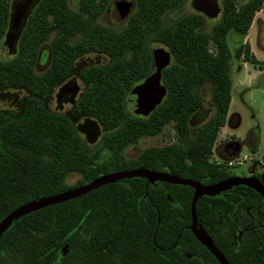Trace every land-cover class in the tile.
Listing matches in <instances>:
<instances>
[{
	"label": "trees",
	"instance_id": "trees-1",
	"mask_svg": "<svg viewBox=\"0 0 264 264\" xmlns=\"http://www.w3.org/2000/svg\"><path fill=\"white\" fill-rule=\"evenodd\" d=\"M109 0H40L21 30L14 55L0 60V93L25 89L29 96L17 119L0 112V222L21 205L81 187L120 171L147 169L211 185L233 177L228 167L209 161L225 125L231 101L232 58L257 64L243 45L264 0H221L210 30L193 12L176 17L188 0H134L135 10L121 30L97 22ZM11 0H0V43L8 29ZM235 39L236 49H229ZM49 42L48 68L34 71L41 45ZM170 54L161 71L165 96L147 116L127 106L129 92L153 72L152 44ZM88 53L108 63L88 66L76 110L103 133L89 148L71 121L49 111L50 90L70 76L73 62ZM264 65V63H263ZM210 88L212 112L192 132L199 91ZM171 125L176 142L142 150L131 160L123 151ZM108 150L110 158L98 161ZM70 173L82 179L65 184ZM193 189L130 178L101 186L78 198L39 209L15 220L0 236V264H219L189 230ZM197 225L227 264H264V199L236 186L195 206ZM242 230L238 242L234 232Z\"/></svg>",
	"mask_w": 264,
	"mask_h": 264
},
{
	"label": "rangeland",
	"instance_id": "rangeland-1",
	"mask_svg": "<svg viewBox=\"0 0 264 264\" xmlns=\"http://www.w3.org/2000/svg\"><path fill=\"white\" fill-rule=\"evenodd\" d=\"M133 3V7L129 12V15L134 10V0H127ZM247 0H235L237 5L245 3ZM191 0H188L184 7L175 12L172 17L179 16L184 13L195 12L190 6ZM220 10L222 8L221 0H217ZM70 6L75 7V0H70ZM114 7L110 11L113 22L109 21V13H104L99 22L107 27L115 30H120L125 26L126 19L120 23L116 22V12ZM219 16V15H218ZM218 18V17H217ZM216 19H208L205 24V30H210ZM115 20V21H114ZM0 44V60H8L13 56L10 53L6 44ZM235 39H230L229 49L233 54L237 45ZM243 45H247L249 49V55H252L257 64H251L244 62L243 58L236 60L232 58L231 62V101L229 104L228 114L234 116L233 121L237 120V125L233 129H229L226 125L220 129L218 137L232 136L240 145V151L238 155L231 159L233 166L228 168V171L232 176L237 177H257L264 184V13L262 11L255 14L251 26L244 37ZM162 48L167 51L165 47L159 44H152L151 49ZM49 44L44 43L41 46L38 61L35 66V73H42L49 65ZM108 63V58L99 53H88L77 58L71 68L69 83L70 86L77 87L78 93L75 97V103L81 95L84 89V85L80 79L82 70L88 66H101ZM61 85L53 87L48 93L44 103L45 107L54 113H58L67 117L75 129L78 126L84 125L86 116L78 112L74 105H70L65 102L58 103V95L60 94ZM201 106L205 109L210 107V88L204 86L199 91ZM29 96V93L22 88H11L0 93V112H2L9 119H17L20 117L25 100ZM132 112L131 110H129ZM134 113V112H132ZM135 114V113H134ZM145 117V115H141ZM233 122V123H234ZM97 125V131L102 135L103 129L100 125ZM200 125V122L196 125H191L192 132ZM80 138H82L89 148H94L99 140L97 139L91 143L87 141L86 135L83 132L78 131ZM176 142V136L172 130L171 125H166L162 132L154 137H144L140 139L136 144L128 146L123 151V157L126 160L136 158L139 153L150 147H165ZM110 158V152L104 150L98 161L107 160ZM245 158V159H244ZM211 163L223 162L212 153L209 157ZM82 179L81 175L77 173H70L65 178V184L67 186H73ZM259 228L264 232V220L260 219ZM242 230L234 232L233 239L238 242Z\"/></svg>",
	"mask_w": 264,
	"mask_h": 264
},
{
	"label": "water",
	"instance_id": "water-1",
	"mask_svg": "<svg viewBox=\"0 0 264 264\" xmlns=\"http://www.w3.org/2000/svg\"><path fill=\"white\" fill-rule=\"evenodd\" d=\"M27 4L28 0H25L19 7L18 12L14 16H11L10 25L13 30L18 29L21 17ZM190 6L195 12L203 15L207 19H216L220 13V7L217 0H191ZM124 9L126 8L124 7ZM13 37L15 38L16 36ZM11 40V38L7 39L9 52L12 51ZM152 58L155 69L154 73L143 83L136 85L127 96V106L129 110L137 115L147 116L158 104H160L165 96L166 91L164 86L160 83V78L161 71L170 63V54L162 48H157L152 50ZM75 94L76 90H73L72 95L74 96ZM130 178H144L150 184L163 182L172 185L191 187L193 189V195L191 200V224L189 226V230L194 238L216 258L219 264H227V261L221 252L215 247L213 241L207 236L202 228L197 225L195 215L197 200L202 196H217L220 193L236 186H245L250 188L259 194L262 199H264V184L257 177L233 176L211 185H203L190 179L179 178L167 173L155 172L147 169H134L102 175L81 187H77L51 197L25 203L9 213L0 222V236L15 220L24 215L86 195L101 186Z\"/></svg>",
	"mask_w": 264,
	"mask_h": 264
},
{
	"label": "flooded vegetation",
	"instance_id": "flooded-vegetation-1",
	"mask_svg": "<svg viewBox=\"0 0 264 264\" xmlns=\"http://www.w3.org/2000/svg\"><path fill=\"white\" fill-rule=\"evenodd\" d=\"M24 1L25 0H11V2H10L9 24H8V29H7V32L5 34V37L3 38L4 39L3 44L7 45V39H9V38L12 39L11 40L12 41V51L10 53H13V55H14V53L16 51V44H17V40H18L19 34H20L21 30L23 29V26L25 25V22L28 19L29 15L35 9V7L37 6V4L39 3L40 0H28V4H27L26 8L24 9L23 15L21 17V20H20V23H19V27H18L17 30H13L12 26L10 25V18H11V16H14L18 12L19 7L24 3ZM68 6L71 9L75 10L77 8V0H75V7L74 8H72L70 6V0H68ZM112 7L116 8L115 9L116 22L120 23V22H122V21H124L126 19V23H127L128 18L131 16V14L135 10V1H134V10L129 15V12H130V10L133 7V3H131L129 1H127V0H109L107 5L105 6L103 12L97 18V22L98 23H100L98 21L99 18L104 13H109L112 10ZM124 7L126 9H124ZM112 11L114 12V10H112ZM109 17H110L109 21L113 22V19L111 18V13H109ZM126 23H125V25H126ZM101 25H103V24H101ZM103 26H105V25H103ZM105 27H107V26H105ZM108 28H110V27H108ZM110 29L115 30L113 28H110ZM13 36H16V37L14 38ZM45 43L49 44V42H45ZM0 44H2V42ZM40 49H41V47H40ZM40 49L38 51L37 61H38V58H39ZM8 50H9V48H8ZM49 50H50V46H49ZM152 50H154V49H151V52H152ZM152 62H153V58H152ZM49 63H50V54H49ZM153 68H154V66H153ZM34 71H35V68H34ZM154 71H155V69H154ZM68 79L65 80L64 82L58 84V85L62 86L61 89H60V94L58 95V103L60 104L61 102H65V103H68L70 105H74L75 104V106H76L75 97H76V95L78 93V88L77 87L75 88L73 86L69 87L71 83H69ZM143 82H141V83H143ZM160 83H161V78H160ZM73 90L74 91L76 90V94L74 96L72 95V91ZM81 94H82V92H81ZM211 112H212L211 103H210V107H208L207 109L203 108L200 105V107L197 110V112H195L192 115V117L190 118V121H189L190 126L191 125L194 126V125H196L199 122H200V125L203 124L209 118V116L211 115ZM233 118H234V116H232V119ZM96 124H97L96 121H94V120H92L90 118H86L84 125L78 126V129H76V130H78L80 132H83L86 135L87 141H90L91 143H93L97 139V137H99V135L101 136V134L97 131V125ZM216 141H217V139H216ZM215 144H216V142H215ZM215 144H214L212 153L217 157V159L221 160L223 162V164H220V163H216V164L213 163V164L222 165V166L228 167L226 164H227V162L231 161V159L230 160H226V159L231 158L233 155H236V154L238 155V153L240 151L239 143L232 136H230V137L226 136L225 139L222 142H218L216 145ZM231 167H228V168H231Z\"/></svg>",
	"mask_w": 264,
	"mask_h": 264
},
{
	"label": "crops",
	"instance_id": "crops-1",
	"mask_svg": "<svg viewBox=\"0 0 264 264\" xmlns=\"http://www.w3.org/2000/svg\"><path fill=\"white\" fill-rule=\"evenodd\" d=\"M235 118V117H234ZM234 121H233V119H232V116H230L228 113H227V116H226V120H225V125L231 130V129H233L234 127H236V125H237V120L233 123ZM224 125V126H225ZM222 129V128H221ZM227 136H229V134H227ZM225 139V137H217V141H216V144L218 143V142H222L223 140ZM215 144V145H216ZM237 156V154L236 155H233L231 158H228V159H226V160H230V159H232L233 157H236ZM245 159V158H244Z\"/></svg>",
	"mask_w": 264,
	"mask_h": 264
},
{
	"label": "built area",
	"instance_id": "built-area-1",
	"mask_svg": "<svg viewBox=\"0 0 264 264\" xmlns=\"http://www.w3.org/2000/svg\"><path fill=\"white\" fill-rule=\"evenodd\" d=\"M228 167H231V166H233V162L232 161H229V162H227V164H226Z\"/></svg>",
	"mask_w": 264,
	"mask_h": 264
}]
</instances>
